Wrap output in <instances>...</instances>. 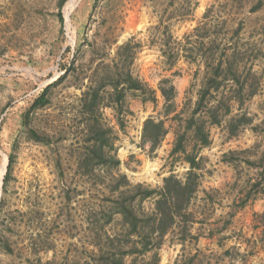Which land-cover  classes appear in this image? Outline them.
<instances>
[{"label": "rangeland", "instance_id": "rangeland-1", "mask_svg": "<svg viewBox=\"0 0 264 264\" xmlns=\"http://www.w3.org/2000/svg\"><path fill=\"white\" fill-rule=\"evenodd\" d=\"M60 1L0 0V264L91 261L81 224L88 196L78 186L86 177L75 169L84 119L76 101L94 68L111 65L117 47L129 40L135 46L133 76L154 89L160 79L171 78L176 109L188 114L203 75L198 44L190 35L198 24L218 42V53L239 51L240 80L245 79V93H255L240 109L233 104L221 124L209 126L194 200L199 221L183 242L173 232L165 237L158 264H264V205L250 187L264 164V0ZM257 2L261 8L251 11ZM63 73L49 90V103L30 112L29 124L42 138L37 141L22 130L21 115ZM229 85L226 95L237 86ZM162 105L158 91L156 103L128 94L122 129L110 107L101 110L102 121L113 128L118 169L132 183L157 187L170 172L183 178L189 169L170 154L174 124L163 117ZM241 112L252 121L231 136L227 121ZM150 116L164 118L169 128L153 151L140 137ZM88 192L95 196L93 189ZM152 206L153 198L143 201L144 209Z\"/></svg>", "mask_w": 264, "mask_h": 264}, {"label": "trees", "instance_id": "trees-1", "mask_svg": "<svg viewBox=\"0 0 264 264\" xmlns=\"http://www.w3.org/2000/svg\"><path fill=\"white\" fill-rule=\"evenodd\" d=\"M261 6L262 3L257 2L251 11L255 12ZM208 13L209 9L203 18ZM204 28L198 24L190 34L195 36L198 44L196 53L201 57L203 75L194 106L188 114L182 116L181 110L176 109L177 92L171 78L160 79L154 89L133 76L130 65L135 46L129 40L117 47V57L111 65L94 68L85 90L80 93L75 107L84 118L81 122L83 144L76 155L75 169L86 177V182L78 186L88 196L81 224L88 239L86 252L91 257V261L84 264H158L159 249L169 233L177 234L181 242L192 236L191 225L199 221L194 200L200 184L199 171L203 168L200 150L210 144L209 126L221 124L224 117L231 114L233 104L240 109L244 100L255 93L254 90L245 93V79L240 80L239 51L234 49L227 53L222 50L218 53L215 46L218 42ZM64 77L63 73L45 86L21 115L22 130L37 141L42 138L29 124L30 112L49 103L50 88ZM230 82L237 86L233 94L226 95L225 89ZM157 91L163 99V117H170V123L174 124L170 154L180 156L189 169L183 178L170 172L162 178L159 186L151 187L141 182L132 183L118 169L121 162L114 153L113 128L102 121L101 110L110 107L122 129V115L128 111L126 96L131 94L139 96L142 101L156 103ZM251 121L246 112L230 116L227 121L229 134L237 135L241 127ZM168 132L164 118L147 117L142 124L141 143H148L149 150L153 151ZM224 157L229 161V154ZM262 160L264 162V156ZM11 161L12 154L9 155L4 184L9 179ZM99 169L102 174L96 173ZM250 187L261 194L264 205V164L258 166ZM86 189H93L95 196H89ZM249 193L241 199V205L250 197ZM149 198H153V206L146 210L143 201ZM261 217L264 221V206Z\"/></svg>", "mask_w": 264, "mask_h": 264}]
</instances>
